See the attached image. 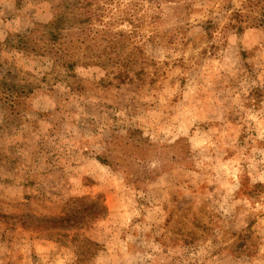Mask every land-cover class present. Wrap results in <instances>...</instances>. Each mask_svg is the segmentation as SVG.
<instances>
[{"label": "rangeland", "instance_id": "1", "mask_svg": "<svg viewBox=\"0 0 264 264\" xmlns=\"http://www.w3.org/2000/svg\"><path fill=\"white\" fill-rule=\"evenodd\" d=\"M0 264H264V0H0Z\"/></svg>", "mask_w": 264, "mask_h": 264}]
</instances>
